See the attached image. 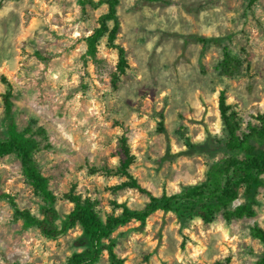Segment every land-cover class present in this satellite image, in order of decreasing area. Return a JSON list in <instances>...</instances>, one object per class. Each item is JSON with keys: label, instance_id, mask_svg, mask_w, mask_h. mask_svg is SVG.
I'll use <instances>...</instances> for the list:
<instances>
[{"label": "rangeland", "instance_id": "1", "mask_svg": "<svg viewBox=\"0 0 264 264\" xmlns=\"http://www.w3.org/2000/svg\"><path fill=\"white\" fill-rule=\"evenodd\" d=\"M107 12L80 0H0V139L10 83L19 128L46 131L36 159L61 219L74 208L71 190L96 201L103 218L146 207L147 195L118 187L122 138L135 156L131 174L161 197L205 181L224 157L222 91L245 130L264 113V0H119L124 73L106 40L94 55L86 43ZM224 46L241 64L234 78L220 69ZM42 206L19 160L0 158V264H67L84 249L80 228L50 240L16 219L25 209L41 217ZM255 211L208 225L160 211L120 228L116 252L125 264H256L263 247L252 228L264 229V185ZM97 264H111L106 252Z\"/></svg>", "mask_w": 264, "mask_h": 264}, {"label": "trees", "instance_id": "2", "mask_svg": "<svg viewBox=\"0 0 264 264\" xmlns=\"http://www.w3.org/2000/svg\"><path fill=\"white\" fill-rule=\"evenodd\" d=\"M80 2L83 6L108 7V12L100 19L99 28L86 39V43L89 53L94 55L102 40H106L118 53L120 71L124 73L127 66L126 51L117 43L121 28L118 16L119 0ZM211 41L220 42L218 39ZM220 69L230 78L238 76L240 72V61L228 46L223 47ZM7 87L2 100L8 117V137L0 139V158L16 157L19 160L24 177L31 184L35 196L43 203L41 217L25 209L16 211V219L23 221L28 227H36L50 240H58L76 228L82 229L80 243L84 249L73 254L67 264H97L105 252L111 264H125L116 252L113 235L133 221L146 224L152 215L160 211L166 214L174 213L183 220L197 218L207 225L213 224L220 215L227 221L255 217L257 197L264 185V113L256 115L258 123L245 130L242 117L229 103L226 91H222L219 96L220 114L226 133L223 142L225 155L210 166L205 181L184 187L173 194L155 196L131 174L135 156L127 139L122 138L121 149L124 158L116 172L121 178H126V181L118 187L135 189L147 195L149 202L146 207L142 210L124 207L121 214L103 218L96 201L84 198L71 190L65 197L74 208L61 219L57 209V197L51 189L50 180L42 173L36 159L37 153L42 150V140L39 138L45 139L46 131L43 128L35 129L32 125L23 130L19 128L13 114V89L10 83ZM241 195L244 202L235 207L234 204ZM252 236L263 247V253L256 264H264V229L253 227Z\"/></svg>", "mask_w": 264, "mask_h": 264}]
</instances>
